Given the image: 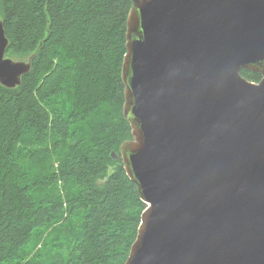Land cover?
I'll return each mask as SVG.
<instances>
[{"label":"water","instance_id":"95a60500","mask_svg":"<svg viewBox=\"0 0 264 264\" xmlns=\"http://www.w3.org/2000/svg\"><path fill=\"white\" fill-rule=\"evenodd\" d=\"M131 1L119 150L147 206L125 264H264V0ZM8 45L0 19L16 88Z\"/></svg>","mask_w":264,"mask_h":264},{"label":"trees","instance_id":"16d2710c","mask_svg":"<svg viewBox=\"0 0 264 264\" xmlns=\"http://www.w3.org/2000/svg\"><path fill=\"white\" fill-rule=\"evenodd\" d=\"M131 0H0V264H125L146 203L124 169ZM259 82L262 75L243 69Z\"/></svg>","mask_w":264,"mask_h":264}]
</instances>
